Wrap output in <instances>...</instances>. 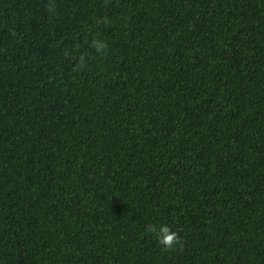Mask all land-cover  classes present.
I'll return each instance as SVG.
<instances>
[{
  "label": "trees",
  "instance_id": "16d2710c",
  "mask_svg": "<svg viewBox=\"0 0 264 264\" xmlns=\"http://www.w3.org/2000/svg\"><path fill=\"white\" fill-rule=\"evenodd\" d=\"M0 264H264V0H0Z\"/></svg>",
  "mask_w": 264,
  "mask_h": 264
},
{
  "label": "clouds",
  "instance_id": "9594fccd",
  "mask_svg": "<svg viewBox=\"0 0 264 264\" xmlns=\"http://www.w3.org/2000/svg\"><path fill=\"white\" fill-rule=\"evenodd\" d=\"M92 47H94L96 51L99 52L104 47V45L101 41L93 40ZM83 60L84 58L80 56L75 59V62L77 65H81L83 63ZM146 231L149 233L155 232L157 234L158 242L164 248H171L178 242L177 234L174 231L170 230L167 226H161L157 230L152 224H149L146 227Z\"/></svg>",
  "mask_w": 264,
  "mask_h": 264
}]
</instances>
